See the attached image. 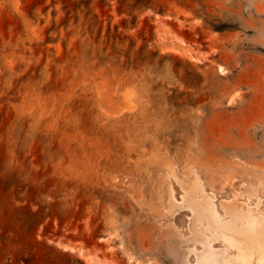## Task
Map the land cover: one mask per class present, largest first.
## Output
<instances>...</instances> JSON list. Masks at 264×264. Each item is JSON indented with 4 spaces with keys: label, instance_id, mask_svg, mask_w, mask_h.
Segmentation results:
<instances>
[{
    "label": "rangeland",
    "instance_id": "rangeland-1",
    "mask_svg": "<svg viewBox=\"0 0 264 264\" xmlns=\"http://www.w3.org/2000/svg\"><path fill=\"white\" fill-rule=\"evenodd\" d=\"M0 264H264V0H0Z\"/></svg>",
    "mask_w": 264,
    "mask_h": 264
}]
</instances>
